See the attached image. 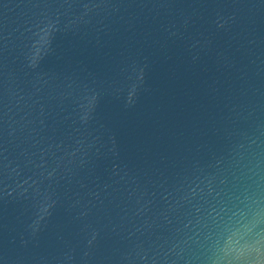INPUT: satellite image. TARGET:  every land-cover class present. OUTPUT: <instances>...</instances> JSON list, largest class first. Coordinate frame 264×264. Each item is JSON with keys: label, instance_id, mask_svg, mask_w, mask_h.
<instances>
[{"label": "water", "instance_id": "1", "mask_svg": "<svg viewBox=\"0 0 264 264\" xmlns=\"http://www.w3.org/2000/svg\"><path fill=\"white\" fill-rule=\"evenodd\" d=\"M0 264H264V0H0Z\"/></svg>", "mask_w": 264, "mask_h": 264}]
</instances>
